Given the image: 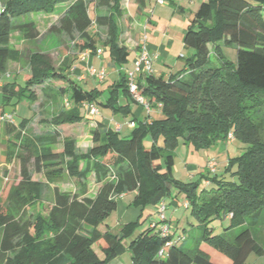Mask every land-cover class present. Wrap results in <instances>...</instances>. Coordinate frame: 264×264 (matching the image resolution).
Listing matches in <instances>:
<instances>
[{"label": "trees", "instance_id": "trees-1", "mask_svg": "<svg viewBox=\"0 0 264 264\" xmlns=\"http://www.w3.org/2000/svg\"><path fill=\"white\" fill-rule=\"evenodd\" d=\"M122 1L0 0V76L7 74L13 61L28 68L21 74L22 84L11 79L0 85L1 113L23 102L34 104V88L58 86L68 109L51 120L53 131L36 142L55 144L62 138V148H42L34 159L35 171L41 172V164L55 166L78 184L73 193L54 188L48 211L28 214L21 221V215L38 206L44 184L31 178L30 155L20 158L16 182L0 203V263L109 264L126 249L131 264H246L252 253L264 256V248L254 236L264 226V0L203 1L183 36L184 47L191 51L182 58L184 69L167 79L150 75L138 81L140 94L151 108L159 107L161 119L139 121L122 136L103 128L95 121L97 115L91 119L95 122L91 146L79 152L74 131L90 120L80 106L90 104L113 115L129 116L128 103L121 105L119 100L136 103L125 75L130 51L120 41ZM125 2L129 13L142 17L149 0ZM59 9H63L62 15L50 25L48 34L65 35L81 51L95 56L101 38L91 29L102 30L105 56L119 68L116 82L104 89H86L67 74L73 60L55 68L48 54H22L12 49L13 32L25 42H36L42 33L31 17ZM228 49L234 50V57L228 58ZM33 115L13 126L5 123V128L24 132ZM147 139L150 146H145ZM233 141L238 142L240 153L229 158L225 167L232 181H225L216 170L212 178H206L214 188L198 196V183L174 178L173 152L180 142L199 150ZM173 191L185 194V208L199 224L200 234L190 248L183 247L186 238L177 241L179 237L172 231L162 236L161 225L142 230L141 217L117 233L106 223L121 194L135 193L129 206L143 211L165 201ZM224 219L229 221L228 227L215 235L210 224ZM244 226L230 242L228 234ZM168 242L174 243L166 247ZM162 249L164 255L158 256Z\"/></svg>", "mask_w": 264, "mask_h": 264}, {"label": "rangeland", "instance_id": "rangeland-1", "mask_svg": "<svg viewBox=\"0 0 264 264\" xmlns=\"http://www.w3.org/2000/svg\"><path fill=\"white\" fill-rule=\"evenodd\" d=\"M72 1V0H71ZM155 6V5H154ZM121 7L124 10V14L119 20V25L121 29L120 41L123 44H129L130 40H134L139 34L142 33V28L144 27L143 20L142 23H139L142 17H145V14L141 16H136L132 13H129L127 9V5L125 0L121 2ZM148 8V6H147ZM63 9H59L53 13L49 14H36L33 15L31 18L33 19L34 24L38 27L42 36L36 42H25L21 35L17 32H13L10 36L11 47L13 50H16L22 54H27L30 52H42L48 54L52 60L53 66L55 68H59L69 64V60H73L74 64H79V61H87L82 60L83 51L76 45L75 42L69 41V39L62 35L60 38L49 35L48 28L51 24L57 23L58 19L62 15ZM150 14H152V10H149ZM158 12V11H157ZM92 13V12H91ZM164 18V16H163ZM92 32H95L97 37H100V44L98 48L104 49L101 46V42L104 38L103 31L97 29L95 26L91 29ZM183 54L185 56L190 55L191 51L184 49ZM225 54H228V58L231 56L234 57V50L228 49L225 51ZM131 56H129L130 61ZM104 60L103 68L106 71L107 69V58L103 57ZM184 62L183 60L179 61ZM10 64V67H9ZM8 64V71L7 73L12 74L16 70H21L24 72L28 71V68L24 65V63L18 62H11ZM158 65L154 64V67ZM74 70L75 68L72 67ZM74 70H69L67 74H71ZM121 71H125V69H121ZM16 79V77H13ZM20 84H22L21 79H16ZM58 86H46L44 89L41 87L34 88V91L37 95V99L34 104L30 105L26 102L20 103L15 108L6 107L5 109L12 113L14 116L15 121L18 123L22 118H30L35 113V118L31 120L29 125L27 126L24 132H18L17 130H10L4 127L3 139L5 144V166L2 168V177L0 179V203L5 201V197L7 191L10 186H12L16 182V178L19 174L21 161L20 158L25 155H30V162L28 164V170L31 174V178L34 181H39L44 184L43 194L41 201L39 202L37 207L30 208L26 214H23L18 218L19 220L23 221L28 218L29 215L33 216L39 213H46L50 206L53 203V189L58 188L62 192L73 193L78 191V184L75 180L69 179L65 172L58 171L57 167L55 166H48V164H41V172L35 171L34 159L39 157V152L42 148H50L52 150H61L62 148V138L59 139L55 144L52 143H43L38 144L36 142L37 138H46L47 135L53 131L52 125L49 123L51 120L61 111L67 110L68 107L66 106V97L61 95L57 92ZM63 88L66 85L62 86ZM100 88L104 89L105 87ZM89 89V88H86ZM98 111L106 112L107 110L97 107ZM79 110H83V106L79 107ZM121 116V115H120ZM99 119L101 120L100 114H98ZM13 126V125H10ZM81 128H77L74 132L76 135L80 136L75 138V146L77 151L85 152L88 149L89 144L91 143V131L89 130L88 123L85 121L81 122ZM84 130V131H83ZM86 130V132H85ZM123 136V134H121ZM90 136V137H89ZM29 144V148H26V145ZM161 140L158 142V145L161 146ZM225 148H228V153H230L229 157L232 158L237 156L240 153L239 144L236 141L233 142H226L222 143ZM219 144L217 143L213 147L209 149H199L194 150L190 146H186L183 143H179L178 147L173 152L174 156V167H173V176L176 180L183 182V183H198V187L196 188V194L199 196L203 192L210 191L214 188L213 185L207 184L206 178H212L213 174H208L206 171L203 170V166L205 160L207 158H214L212 156H216L220 158L217 161V172L222 175L225 181H232V178L229 173H225L226 161L224 158L225 156L220 155L219 153ZM217 148V149H216ZM191 164H195L198 168V172L188 173V168ZM11 173L6 179V174ZM90 181L93 182V175L90 177ZM91 189H95L93 184ZM92 195V194H91ZM186 201L185 194L183 192H176L173 191L172 195L165 200L166 203V211L165 215L167 220L171 224V230L177 227V230L174 233L175 238L177 237H184L186 238V242L183 244L184 248L192 247L195 239L198 237L199 231L197 227L199 224L196 220L191 216L189 208H183ZM154 207V210L152 209ZM147 211L151 213L150 217H143L146 220L143 222V228H147L151 225L153 221L154 224L157 225L159 228L162 225L159 222V218L157 216V205L146 207ZM145 208V210H146ZM148 213V212H147ZM29 214V215H28ZM119 211H114L109 218L106 220L109 228L111 230L115 229L117 226V218L119 216ZM174 216H173V215ZM146 216V214H145ZM173 216V217H171ZM170 217V218H169ZM122 218V216H120ZM170 219V220H169ZM166 220V221H167ZM142 221V220H141ZM249 221V218L247 219ZM229 221L227 219L224 220H216L213 221L210 226L214 228V234L220 235L223 233V230L228 227ZM246 227L237 228L231 233L228 234V240L233 242L235 236L241 233ZM262 231L261 227H258L255 230L254 236L257 238L259 243H261L262 247L264 248V239L263 235L260 236V232ZM0 240H1V232H0ZM127 243V242H126ZM130 253L126 249V251L119 257L118 260L124 261L125 264H129ZM211 259H214V254H211ZM1 264V263H0ZM246 264H264V256L257 255L256 253H252L247 261Z\"/></svg>", "mask_w": 264, "mask_h": 264}, {"label": "crops", "instance_id": "crops-1", "mask_svg": "<svg viewBox=\"0 0 264 264\" xmlns=\"http://www.w3.org/2000/svg\"><path fill=\"white\" fill-rule=\"evenodd\" d=\"M203 1L205 0H167V4L163 6H156V5L154 6L152 1L147 3L148 8L146 6L144 10L145 17L144 18L142 17L139 23H142V20L144 21L143 24L144 27H146L147 49L150 54L156 56L153 63L152 75L154 77H162L164 79H167L169 76L184 69V62L181 63L179 62L185 56L183 54L184 49H186L183 45V36L195 12L197 11L199 5ZM149 10H152V14H150ZM140 35L141 34H139L136 38H134V40H130L129 44L127 43L124 44L130 51V56H131L129 63L126 66V68L128 69L131 68L132 63L135 57L137 56ZM103 57L107 58L106 64L108 67L107 69H109V71L108 70L106 71V78L104 82L98 83L95 79L87 76L86 69L88 67H93L96 70H98L104 64L105 59L103 60L102 59ZM103 57L98 58L97 56H91L87 61H79L78 62L79 64H74L73 67L75 68V70L73 73L69 75L72 77L73 80H75L78 84H80L84 88H89V89L100 88V86L101 87L103 86L105 88L108 87L109 85H111L112 83L118 80L119 68L113 66L109 57L107 56H103ZM154 64L158 66L154 67ZM22 73H24V71L16 70L12 74L7 73L5 76H0V85H2L4 82L10 81L11 79H13V77H16V79H20ZM127 103L131 111V114L129 116L113 115L109 110H107L106 112H101V113L99 112L102 119L100 120L99 117L97 116L95 121L101 123L103 128L104 127L110 128L114 131L120 132V134H123V136H126L139 121L149 122L154 119H161V113L158 106H153L151 108L150 113L147 114L142 106L133 103L129 100H126L125 98H121L119 100V104L121 105H126ZM2 114H12V113L8 112L6 109H4L3 112L1 113V109H0V116ZM33 116L34 117L32 119L35 118V113ZM23 119H27V118L24 117ZM16 124L17 122L14 119V125ZM3 125L4 123H0V179L2 177V168L5 166L4 165L5 141L3 139V133H4ZM88 127L89 130L92 131V129L95 128V122L90 119L88 121ZM78 137L80 136L78 135L75 136V138ZM218 144H219L218 156L220 155L225 156L226 154L227 157L224 158V160L227 163V160L230 158L229 157L230 153H228V148L222 146L223 145L222 143H218ZM90 146L91 143L89 144L88 148ZM145 146H150L149 139L145 141ZM212 157H214L216 162L220 159L216 156H212ZM207 161L208 158L207 160H205L203 166V170L206 172H207L206 169ZM187 168H188L187 170L188 173L196 174L198 172L197 171L198 168L197 166H195V164H191L189 167L187 166ZM217 174L219 173L217 172ZM0 191H1V187H0ZM134 196L135 193H128V194H121L115 198L117 201L116 211H119L120 214L117 218V223H116L117 226L115 227V229L111 230L114 233L115 232L117 233L123 226L127 224L135 223L140 217L142 220L141 221L142 226L140 228L142 230H145L150 227L149 226L147 228H143V222L146 220L145 218L143 219V217H150L151 215V213L147 211V208L146 210L144 209L142 211L140 208H133L129 206ZM182 207L185 208L184 205ZM152 209L154 210V207ZM120 216H122V218H120ZM164 216H165V220H167L165 214ZM166 222L171 227L170 222L168 220ZM151 223H153V221ZM261 228L263 232L259 231L260 236L263 235L262 237L264 239V226ZM176 230L177 227L176 228L174 227L172 233L174 234ZM125 244L127 245L126 242ZM118 259L119 257L111 261L109 264H125L124 261ZM128 263L131 264L130 259Z\"/></svg>", "mask_w": 264, "mask_h": 264}, {"label": "built area", "instance_id": "built-area-1", "mask_svg": "<svg viewBox=\"0 0 264 264\" xmlns=\"http://www.w3.org/2000/svg\"><path fill=\"white\" fill-rule=\"evenodd\" d=\"M150 1H152L153 5H156V6H163L167 4L166 0H149V2ZM146 40H147L146 27H143L142 33L140 35L137 56L135 57L131 65V68L125 71V75L127 79V87H128L129 94L132 96L134 101L140 106H142L144 110L146 111V113L149 114L151 111V107L148 104V102L142 97L138 89V81L143 80V78L153 74V63L156 58V56L149 53L147 46H146ZM105 52H106L105 49L99 48L96 50L95 56H97L98 58L103 57L105 56ZM91 56L92 54L90 52L85 51L82 54V60H86L90 58ZM71 70L73 71L74 69L72 68ZM86 74L87 76L95 79L98 83L104 82L106 78V73L102 66L98 70H96L93 67H88L86 69ZM67 104L68 102H66V106ZM83 107L85 109L86 116L90 119L96 117L99 114L97 108L93 105L86 104V105H83ZM0 123H4V124L6 123L9 125H13L14 124L13 115L12 114H2L0 116ZM227 139L229 141L233 140L231 133L228 134ZM206 169L209 174H214L216 172L217 162L214 158L208 159L207 164H206ZM186 206H187V203L185 202L184 207ZM166 208L167 207H166L165 201H160L157 204V216L159 218V222H162V225L160 227V233L162 236H165L170 231H172L170 225L165 220L164 214H165ZM150 227L155 228L156 224H151ZM181 239L182 238L179 237L177 238V241H180ZM173 243L174 242H168L166 244V247L172 246ZM163 255H164V251L162 249L158 252V256H163Z\"/></svg>", "mask_w": 264, "mask_h": 264}, {"label": "water", "instance_id": "water-1", "mask_svg": "<svg viewBox=\"0 0 264 264\" xmlns=\"http://www.w3.org/2000/svg\"><path fill=\"white\" fill-rule=\"evenodd\" d=\"M1 13H2V10H1V7H0V15H1Z\"/></svg>", "mask_w": 264, "mask_h": 264}]
</instances>
